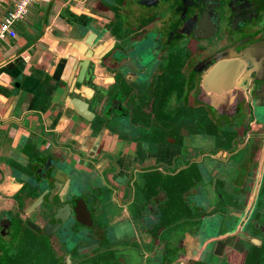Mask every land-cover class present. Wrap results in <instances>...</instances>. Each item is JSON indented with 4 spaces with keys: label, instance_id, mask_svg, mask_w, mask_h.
Returning <instances> with one entry per match:
<instances>
[{
    "label": "flooded vegetation",
    "instance_id": "obj_1",
    "mask_svg": "<svg viewBox=\"0 0 264 264\" xmlns=\"http://www.w3.org/2000/svg\"><path fill=\"white\" fill-rule=\"evenodd\" d=\"M99 6L74 27L94 34L102 86L67 87L93 114L92 145L71 150L86 165L8 161L0 264H264V0ZM229 62L243 82L218 102L206 78Z\"/></svg>",
    "mask_w": 264,
    "mask_h": 264
},
{
    "label": "crops",
    "instance_id": "obj_2",
    "mask_svg": "<svg viewBox=\"0 0 264 264\" xmlns=\"http://www.w3.org/2000/svg\"><path fill=\"white\" fill-rule=\"evenodd\" d=\"M98 1H40L36 4H46L44 9L30 6L28 15L15 26L16 38L0 43V174L9 173L8 161L43 149L60 153L66 163H78L79 168L86 165L71 150L85 153L93 139L87 123L66 107V81L79 60L68 57L71 43L83 34L75 27L99 19L104 9L97 7V14L89 9ZM11 2L0 0V20ZM87 72L83 80L102 86L99 66L86 78Z\"/></svg>",
    "mask_w": 264,
    "mask_h": 264
},
{
    "label": "water",
    "instance_id": "obj_3",
    "mask_svg": "<svg viewBox=\"0 0 264 264\" xmlns=\"http://www.w3.org/2000/svg\"><path fill=\"white\" fill-rule=\"evenodd\" d=\"M94 39V34L89 33L82 41L80 42H73L70 45V55L72 57H77L79 60L76 61L75 66L73 67V71L68 77L66 84L67 87H70L69 93H78V90H73V86L75 81L81 85L80 91L87 92V88L85 87V83L83 80V76L86 71L87 61L83 55V51H86L88 47L93 46L92 41ZM101 46L96 47L94 50H90L88 53H93L94 57L101 56L99 55ZM91 55H89L90 57ZM239 61V60H238ZM100 62V61H99ZM78 68V78L73 79V76ZM241 65L240 62L234 63H224L220 64V66L216 67L215 70H212L209 73L208 78H206V90L211 93L209 96L211 99H216L218 102L222 99L228 98L229 94H234V91L237 89L238 85L242 83V77L240 74ZM254 72V71H253ZM252 72V73H253ZM257 77L255 76V79ZM238 79V80H237ZM74 80V81H73ZM228 94V95H227ZM218 95V96H216ZM231 96V95H230ZM207 97V96H206ZM230 98H233L232 96ZM213 102V100H212ZM66 107L74 111L76 115L81 117L86 121H91L93 118V114L88 111V104L77 97H67L66 98ZM210 106H215L213 103L209 102ZM42 197H39L31 207H36L41 202ZM49 202L50 199H49ZM78 207V205H77ZM81 207V206H80ZM83 207V206H82Z\"/></svg>",
    "mask_w": 264,
    "mask_h": 264
},
{
    "label": "built area",
    "instance_id": "obj_4",
    "mask_svg": "<svg viewBox=\"0 0 264 264\" xmlns=\"http://www.w3.org/2000/svg\"><path fill=\"white\" fill-rule=\"evenodd\" d=\"M40 1L49 0H12L11 7L0 20V43H9L16 38L15 26L28 15L29 7Z\"/></svg>",
    "mask_w": 264,
    "mask_h": 264
},
{
    "label": "rangeland",
    "instance_id": "obj_5",
    "mask_svg": "<svg viewBox=\"0 0 264 264\" xmlns=\"http://www.w3.org/2000/svg\"><path fill=\"white\" fill-rule=\"evenodd\" d=\"M34 6V9L37 11V10H42L44 9V7L46 6V4H32ZM31 5V6H32ZM27 36V34H25ZM195 144H198V143H201L203 145H205V147H214V146H211V142L208 140V139H205V140H200V139H197L195 142ZM213 145V144H212ZM208 150V148H206ZM204 173V172H203ZM2 199L0 200V203H1Z\"/></svg>",
    "mask_w": 264,
    "mask_h": 264
}]
</instances>
